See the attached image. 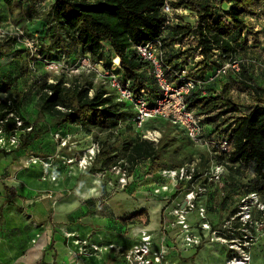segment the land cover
Wrapping results in <instances>:
<instances>
[{
  "label": "rangeland",
  "instance_id": "obj_1",
  "mask_svg": "<svg viewBox=\"0 0 264 264\" xmlns=\"http://www.w3.org/2000/svg\"><path fill=\"white\" fill-rule=\"evenodd\" d=\"M53 1L11 0L10 3L5 1V4H2L3 13H10V16L9 20L0 23V43L7 44L11 39L16 40L13 50L16 47L15 51H19L21 74L24 76L22 86L18 85L17 89L32 85L33 90L27 93L29 98H31L33 93L40 92V85L44 82L54 83L60 80L65 87L78 86L87 89L89 96L99 89H107L110 93L108 87L97 76V72L83 65L82 58L83 56L88 57V54H82L81 48L76 42V36L73 37L67 34L62 24L53 18L51 14ZM167 1L172 6L171 3L175 0ZM226 9H228V5L224 3L219 5L216 15H221ZM172 13L179 14L171 16L172 20L168 26L177 24L193 25L195 22V16L188 7H180L178 11ZM242 18L246 29L243 30L240 37L235 35L232 38V44L236 48L237 56L243 60V65L237 76L223 78L221 85L223 83L228 84L231 100L245 113L255 103L252 90L253 84L264 85V19L250 15H242ZM187 54L193 56L194 51L189 49ZM114 55L112 49H109L108 51L105 50L101 57L104 59V63H107ZM54 66L56 68H52ZM97 69L101 70L102 68L97 67ZM141 77L146 83L154 84V79L151 75L146 73L141 75ZM109 95H111L112 102H116L114 94L111 93ZM37 105L38 101L36 103L37 114L35 118V122L38 124L36 133L44 134L46 130H50L53 139V149L51 151L45 150L39 153L15 156L13 158L15 166L22 169L38 166L43 177L52 181L56 177L50 171L60 172L59 170L61 169H64V172H70V170L76 168L79 170L80 176L93 174L99 177L101 184L104 182V185L101 188L102 195L97 198L100 202L97 205L98 207L100 206L97 211L100 214L99 218L104 219V221L101 225L92 227L95 231L101 229L104 231L109 230L108 233H115L123 238H131V232H135L137 228H140L150 229V231L147 230L150 234L154 237L159 236L154 232L160 230L162 224V228H164V224L166 228V224L171 221V218L167 216V211L175 207L176 203L184 196L186 190H195L197 186H204L207 189L205 192L202 191L198 194L196 203L206 206L211 223H220V219L229 215L234 209V202L229 188L219 184L216 185V183H211L210 185L207 175L204 174H206L208 168L210 169L213 162L220 161L227 164L226 176L232 185L242 184L247 175L241 170L235 171V167L227 162L225 156L218 155L214 148L207 146L203 141L194 142L190 140L180 127L168 123L165 124L161 121H156L155 123L161 133V137L157 143H154V146L159 149V161L166 164L165 169H176L179 167H185L189 170L193 169V179L188 182L183 181L181 187L177 189L170 180L159 181L157 172L149 174L148 171H145V163L142 160L137 161L131 167L126 158L124 145L126 142L133 143L138 141V134L132 127V114L121 118L117 126L111 130H100L89 125L87 127L90 132L86 135L81 129L85 130V128L80 123L77 126H73V132L64 127H60L57 130L53 127L48 129V126L53 122V118L45 112H39ZM117 106L122 110L120 104ZM226 117L227 115L215 119L213 124L216 126L215 134H219L227 128ZM29 131H32V128ZM18 133H22V131H14L13 133L1 132L0 137L2 136L4 140L2 146H16L19 142ZM62 142L63 144H61ZM92 144L98 146L99 152L86 167L79 166L78 157H81L83 149L89 148ZM31 155L39 156L41 159L48 156L51 157L50 166L45 168L42 165H26V160ZM98 159H102L101 165L98 164ZM69 160L72 161L70 162ZM118 165L125 167L128 172V179L126 178L127 183L125 185L118 182V174L114 169ZM163 185L168 186L171 191L170 194L153 193L154 190ZM172 193L177 194L174 199L169 200L168 195L170 196ZM226 204L228 205L227 210L223 213L222 210L226 207ZM93 213L95 212L89 211L90 215H93ZM165 214L167 218L161 223V219L165 217ZM192 215H194L192 223L195 227V214L193 213ZM87 223L93 225L92 222L87 221ZM146 225L147 229L142 227ZM45 226L47 225L41 224L39 227L43 229ZM123 226L126 229L123 230ZM54 228L56 229L53 232L62 239L64 238V241H62L64 245H66V239H70L73 235L76 236L75 233H70L69 230L65 231L60 226H54ZM24 230L27 233L15 229L8 232L3 226V221L0 222V264H26L21 256L36 243L41 231L30 236L28 230ZM91 236L92 233L89 231L84 239L77 237L76 240H73L76 248H74L73 252L71 251V262L74 261V264H99L110 251L122 253L123 257L132 247L128 249V247L113 244L101 237V235L94 240H90ZM263 238L264 236L260 238L262 240L256 246L257 250L253 261V248L251 249L249 264H264ZM160 243H162V240ZM206 244L208 243L204 242L199 247L205 248L204 250L207 251L209 256L206 254L201 255V251L196 253L195 256H197L198 261H195V264H220L222 259L219 260L216 256H221V251L223 249L226 251V246L218 243L222 246L223 249H221L216 245L210 246ZM7 246L14 247L15 254L11 255L6 251ZM47 253L50 255L52 251H47ZM224 254L221 264H224L228 257L227 252ZM211 255L215 257L210 259ZM185 256L186 254L183 257ZM183 257H180V259ZM48 258L46 257V259ZM182 262L184 261L182 260ZM59 264H66V261Z\"/></svg>",
  "mask_w": 264,
  "mask_h": 264
},
{
  "label": "trees",
  "instance_id": "obj_2",
  "mask_svg": "<svg viewBox=\"0 0 264 264\" xmlns=\"http://www.w3.org/2000/svg\"><path fill=\"white\" fill-rule=\"evenodd\" d=\"M163 3L164 0H54L51 14L62 24L67 34L76 36L82 54H88L91 62L98 59L104 61L101 54L112 49L119 58L123 77L129 79L134 91L139 93L144 88L149 94H155V82L146 83L141 77L147 63L136 56L132 45L146 42L160 34L165 18L161 12ZM223 3L228 5V9L221 15H216L218 6ZM171 4L175 8L188 7L195 15L193 25L167 26V36L169 40H173L180 35L195 34L197 42L192 50L200 48L203 55L198 63L201 65L200 71L206 66L213 48L237 56L232 38L235 35L240 37L246 29L242 15L264 19V0H175ZM15 43V39L7 44L0 43V51H11ZM14 52L18 57L19 51ZM170 58L171 56L168 60ZM107 63H104L105 66ZM39 89L38 110L53 118L55 130L66 123H80L85 130L81 129L86 133L90 132L87 127L89 125L100 130H111L121 118L131 114L134 116L133 105L112 102L109 95L111 93L107 89L96 90L89 96L87 89L65 87L60 80L54 83L44 82ZM252 90L255 103L245 113L231 100L227 83L221 85L216 95L201 97L192 92L187 97V104L198 114L204 115L205 123L214 124L215 119L227 115L226 130L229 128L231 149L222 156L235 167V171L253 173L254 178L243 187L247 191H259L264 197V85L253 84ZM0 94V131L13 133L22 130L18 146L26 147L39 135L30 136L31 131L25 130L31 124L20 111L23 90L12 89L8 83H4L0 87ZM119 104L122 110L117 106ZM15 117L22 121L19 127L15 126ZM156 121L171 124L162 119L151 118L145 122L144 127L157 128ZM124 148L131 167L139 160L146 162L145 171L149 174L166 167L165 163L159 161L158 147L139 135L138 141L126 142ZM176 194H172V198Z\"/></svg>",
  "mask_w": 264,
  "mask_h": 264
},
{
  "label": "built area",
  "instance_id": "obj_3",
  "mask_svg": "<svg viewBox=\"0 0 264 264\" xmlns=\"http://www.w3.org/2000/svg\"><path fill=\"white\" fill-rule=\"evenodd\" d=\"M179 9L180 7H172L167 0H164L161 12L165 18L160 34L146 42L132 45L136 56L147 63L143 74L147 73L153 77L157 93L149 94L144 88L136 93L129 79L123 77L120 61L116 55L110 58L107 66L101 59L91 62L88 57H83L82 63L97 72V76L108 87L110 93L114 94L116 101L133 105V129L142 139L153 143L159 141L161 137L159 129L144 127L148 119L158 118L180 127L190 140L203 141L207 146L214 148L218 155H226L231 149L229 128L215 134L216 126L203 122L204 115L189 108L187 97L192 92L201 97L218 94L223 78L237 76L241 71L243 60L213 48L206 66L200 71L201 65L198 63L203 59L200 48L193 50V56L187 54L189 49L195 48L197 42L195 34L180 35L173 40H169L167 36L169 32L167 26L172 20L171 16L179 14L172 12ZM169 56H171L170 60H168ZM97 67L102 69L98 70ZM15 120V126L19 127L22 121L18 117H15ZM25 130L29 131L31 127ZM82 152L81 157H78V165L86 167L93 161L99 148L96 144H92ZM50 160L49 156L41 159L39 156L31 155L26 160V165H42L46 168L50 166ZM144 165L146 166V162ZM226 165L225 162H213L204 175H207L210 185L216 183L229 188L234 202V209L229 215L220 219V223H211L206 206L196 203L198 194L207 189L196 185L195 190H186L175 207L167 211V216L171 218L166 228L164 227L167 241H162L157 246L154 244L153 235L145 229H140L136 242L123 256L124 264H176L169 258L177 249L176 242H179L184 249L198 248L204 242H218L227 248L228 257L224 264H249L252 247L264 236V197L259 191H247L243 187L254 178L253 173H247L242 184L232 185L226 176ZM114 169L118 174V182L125 185L128 179L126 168L118 165ZM156 172L159 181L170 180L177 189L181 187L183 181H191L194 174L193 169L189 170L185 167L162 168ZM170 192L167 185L153 191L163 194ZM172 194L168 195L169 200L174 199ZM193 213L195 227L190 220Z\"/></svg>",
  "mask_w": 264,
  "mask_h": 264
},
{
  "label": "crops",
  "instance_id": "obj_4",
  "mask_svg": "<svg viewBox=\"0 0 264 264\" xmlns=\"http://www.w3.org/2000/svg\"><path fill=\"white\" fill-rule=\"evenodd\" d=\"M5 1L0 0V23L9 20L10 16V13H3L2 4H5ZM16 49L14 47V50L12 49L6 53L0 51V87L4 83H8L12 89H17L18 85L22 86L24 76L21 74V60L14 52ZM22 90L23 94L20 100L21 114L30 122L32 131L35 130V133L31 131L30 136L35 134L39 136L31 140L26 147H19V142L16 146L4 147L5 145H0L2 146L0 147V222L3 221V226L8 232L15 229L27 233L24 230L27 229L31 236L41 231L36 243L21 256L23 262L26 264H59L66 261V264H74V261L71 262L72 258L70 255L71 251L73 252L74 248H76L73 240H76L77 237L84 239L89 231L92 233L90 240H94L101 235L107 241L129 249L136 242L140 228H137L135 232H131V238H123L115 233H108L109 230L104 231L101 229L95 231L92 228L93 226L101 225L104 221V219L99 218L100 214L97 211L100 208V206H97L100 203L97 198L102 195L101 188L104 185V182L101 184L99 177L93 174L80 176V172L76 168L70 170V172H64V169H61L59 170L60 172L50 171L57 178L52 181L43 177L38 166L33 165L34 167L23 169L15 166L13 160L15 156L39 153L45 150L51 151L53 149V139L50 130L45 131L44 134L36 133L38 125L35 122L37 114L36 103L39 92L33 93L31 98H29L27 93L33 90V86L27 85ZM29 99L31 100L29 101ZM73 126L77 125L68 123L63 125L70 132L74 131ZM52 127L53 124L49 125L48 129ZM20 134L18 133V139ZM101 163L102 159H98V164L101 165ZM227 206L226 204V207L222 210L223 213L227 210ZM89 211L95 213L90 215ZM165 218H167L166 214L161 219V223ZM190 220H194V215L190 216ZM87 221L92 222L93 225H90ZM41 224H46L47 226L41 229L39 227ZM162 225L160 230L154 232L159 236H153L154 244L157 246L161 240L163 242L167 241ZM54 226H60L65 231L69 230L70 233L73 232L76 236L73 235L70 239H66V245H64L62 243L64 238L62 239L53 232L56 229ZM142 227L147 229V225ZM163 227H165V224ZM122 228L123 230L126 229L125 226ZM147 230L150 231V229ZM259 242L252 247V261L254 255H256V246ZM206 245H216L223 249L218 243H208ZM175 247L177 248L175 253H171L169 258L175 261L176 264H195V261H198L195 255L200 251L201 255L206 254L209 256L207 251L204 250L205 248L184 249L179 242L175 243ZM6 251L11 255L15 254L14 247L7 246ZM47 251H52V253L48 255ZM226 252L227 250L223 249L221 256H216L219 260L222 259L221 263ZM185 254L187 257H183ZM106 256L103 257L99 264H124L122 253L110 251ZM46 257L49 258L46 259ZM67 257L69 258L67 259ZM180 257H183L181 259L184 262H182ZM214 257V255H211L209 258Z\"/></svg>",
  "mask_w": 264,
  "mask_h": 264
},
{
  "label": "bare ground",
  "instance_id": "obj_5",
  "mask_svg": "<svg viewBox=\"0 0 264 264\" xmlns=\"http://www.w3.org/2000/svg\"><path fill=\"white\" fill-rule=\"evenodd\" d=\"M3 141H4V140H3V137L1 136V137H0V145L3 143Z\"/></svg>",
  "mask_w": 264,
  "mask_h": 264
}]
</instances>
